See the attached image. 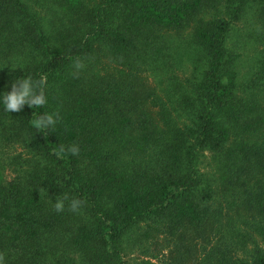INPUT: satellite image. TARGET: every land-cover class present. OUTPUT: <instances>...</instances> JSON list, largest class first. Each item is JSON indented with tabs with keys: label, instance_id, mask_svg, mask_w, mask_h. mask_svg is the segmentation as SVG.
I'll use <instances>...</instances> for the list:
<instances>
[{
	"label": "trees",
	"instance_id": "trees-1",
	"mask_svg": "<svg viewBox=\"0 0 264 264\" xmlns=\"http://www.w3.org/2000/svg\"><path fill=\"white\" fill-rule=\"evenodd\" d=\"M210 9L221 14L195 29L200 70L175 100L181 124L138 62L163 53L160 31ZM253 9L264 26V0H0V93L43 77L48 98L0 105V141L25 155L11 179L0 159L3 264H128L131 243L161 234L176 264H264V57L242 79L229 44ZM46 113L55 128L36 129ZM206 152L217 176L202 172Z\"/></svg>",
	"mask_w": 264,
	"mask_h": 264
},
{
	"label": "rangeland",
	"instance_id": "rangeland-1",
	"mask_svg": "<svg viewBox=\"0 0 264 264\" xmlns=\"http://www.w3.org/2000/svg\"><path fill=\"white\" fill-rule=\"evenodd\" d=\"M223 11V6L220 7ZM216 10L210 9L197 17L191 25L183 30L160 31L162 54L157 58H142L138 62L139 74L159 98L167 101L173 110L174 116L183 124L187 121L186 115L179 110L175 100L182 91L187 89L190 80L199 73L200 56L202 53L194 41V32L202 20H210L217 16ZM255 9L250 11L234 27L229 44L240 54L238 69L242 79L256 71L258 60L264 57V26L257 18ZM116 62L104 58L101 67L112 69ZM264 96V94H263ZM146 109L157 126H161V119L157 108L150 101ZM25 156L23 149L16 145L10 146L0 141V159L5 160L9 166L7 177L9 179L19 176V166H14V156ZM202 172L217 176L216 162L212 152H206L201 158ZM147 226L142 225L139 234H144ZM154 240H143L131 243L125 250V260L128 264H176L174 254L171 252L170 238L165 234L156 235Z\"/></svg>",
	"mask_w": 264,
	"mask_h": 264
},
{
	"label": "clouds",
	"instance_id": "clouds-1",
	"mask_svg": "<svg viewBox=\"0 0 264 264\" xmlns=\"http://www.w3.org/2000/svg\"><path fill=\"white\" fill-rule=\"evenodd\" d=\"M77 66L79 67L80 65ZM45 86L46 78L42 77L39 81H35L31 76L19 77L11 84V91L0 93V105L8 113L19 112L25 105L31 108H42L48 102L47 95L45 94ZM58 120V113H46L34 119L32 124L36 129L44 131L54 129ZM59 151L61 153L67 151L75 155L78 149L74 146H69L68 148L61 146ZM80 203L79 200H73L71 210L76 211ZM55 208L57 211H63L64 201L58 200L55 203ZM0 264H3L2 258H0Z\"/></svg>",
	"mask_w": 264,
	"mask_h": 264
}]
</instances>
